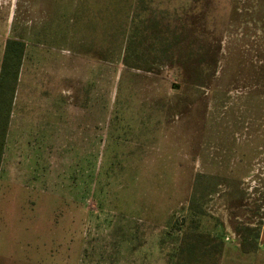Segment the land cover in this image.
<instances>
[{"label":"rangeland","instance_id":"rangeland-1","mask_svg":"<svg viewBox=\"0 0 264 264\" xmlns=\"http://www.w3.org/2000/svg\"><path fill=\"white\" fill-rule=\"evenodd\" d=\"M145 1L161 30L194 25L206 55L192 60L215 53L202 83L121 63L136 0H0V65L7 40L25 45L0 163V264H177L191 232L204 234L202 264H261L242 245L264 230V0ZM140 14L136 42L154 61L146 48L163 41Z\"/></svg>","mask_w":264,"mask_h":264},{"label":"trees","instance_id":"trees-1","mask_svg":"<svg viewBox=\"0 0 264 264\" xmlns=\"http://www.w3.org/2000/svg\"><path fill=\"white\" fill-rule=\"evenodd\" d=\"M151 2V1H149ZM136 6L133 8L132 12L130 10V15L127 20L129 25V30L127 32V43L123 46H119L122 55L121 63L127 68H133L142 71H151L155 67L165 64L167 67H170L173 70V73L180 78H185L186 74H192L190 83L197 84V82L202 83V78L205 74H208L214 71L215 65V53L211 55L213 57L211 62H205V59L192 60L191 57H203L206 55L203 48L197 43L201 35L196 33V28L194 25H191L189 29H185L181 23H175L173 28L169 24L161 26L162 30L158 28L159 21L157 20V14H155L156 7L148 6L146 7L145 0H136ZM144 11L146 13V20L143 26V31L146 35H149L150 38H161L163 42H160L161 46L159 48H154L153 45L148 46L146 50L148 55L154 57V61H150L148 56L144 53L145 49L140 46V43L136 42L138 36L141 33L139 26L140 23V13ZM110 13V12H109ZM111 14V13H110ZM124 24V22H123ZM122 24L121 32L125 31V27ZM158 33V36H155V33ZM185 33V36H184ZM160 34V35H159ZM117 35V33H116ZM190 37L191 41L188 44L189 46L183 47L178 46L182 40L180 38ZM172 41L177 42L176 47H172ZM192 44L194 46H192ZM109 51L114 53L118 48L115 45L110 46ZM157 49V50H156ZM25 45L23 42L15 39H9L6 41L3 57L0 65V163L3 153L4 141L6 130L9 122V117L12 108V102L14 93L17 86V78L19 74V69L22 63V58L24 55ZM157 52L160 55L168 56L166 60L156 58ZM175 60V61H174ZM192 60V61H191ZM261 203L264 204V198L261 199ZM199 204H194L191 202L190 210L196 208L198 211L199 219L212 218V216L207 215L203 210H200L198 207ZM191 213V212H190ZM206 219V220H208ZM215 226H213V236L219 240L217 245V252L220 253L224 236L226 232L224 230L223 223L216 217ZM204 234L191 232L190 236L183 242V244L178 249V262L177 264H202L204 260L199 259L203 258L205 248V240L203 239ZM259 236V233L255 234V237ZM185 239V238H184ZM244 243L242 245L243 252L254 251L257 249V242L249 243L248 246ZM205 247V246H204ZM200 251L199 254L196 253ZM203 250V252H202ZM209 254V252H208ZM211 258V256H209Z\"/></svg>","mask_w":264,"mask_h":264},{"label":"crops","instance_id":"crops-1","mask_svg":"<svg viewBox=\"0 0 264 264\" xmlns=\"http://www.w3.org/2000/svg\"><path fill=\"white\" fill-rule=\"evenodd\" d=\"M255 253L258 256L260 263L264 264V230H262L259 234L257 249L256 252H254V255Z\"/></svg>","mask_w":264,"mask_h":264}]
</instances>
